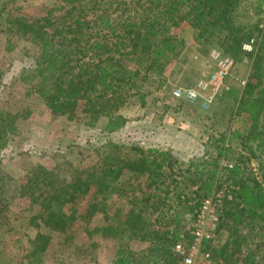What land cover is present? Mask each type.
<instances>
[{"label": "rangeland", "instance_id": "1", "mask_svg": "<svg viewBox=\"0 0 264 264\" xmlns=\"http://www.w3.org/2000/svg\"><path fill=\"white\" fill-rule=\"evenodd\" d=\"M103 1L104 8L116 15L127 0ZM58 4V0H17L9 8L16 17L31 22L44 17L49 10L62 14ZM234 20L250 28L256 26L253 50H227L234 60L225 81L229 89L217 94L208 108H204V98L200 96L188 99L174 92L196 88L210 51L225 49L224 38L212 36L206 40L189 23L180 21L179 27L171 29L184 43L171 44L163 51H170L171 56L158 58V63L163 62L162 68L154 69L153 57L145 58L148 67L141 72H146L148 79L142 80L141 75L137 79L147 92L145 104L130 99L118 107L112 119L103 116L94 123L80 112L74 117L53 114L38 93L27 95L31 81L30 77L24 79L23 74L31 71L32 57L28 53L33 52V47L24 39H14V48L7 49L6 37L0 35V108L19 112L16 129L8 133L0 153V264H167L165 246H171L173 251L175 245L170 244L169 238L185 243L192 238L189 229L193 213L184 208L185 202L175 201V196L182 193L183 197L193 198L191 203L199 202L194 194L195 181L209 186L201 191V201L216 190L232 188V192L238 190L243 194L242 205L250 207L251 212L258 211V197L264 195V167L258 161V137L254 130L258 132L264 114L258 116L256 105L252 109L246 87L253 59L264 38V0L243 1ZM128 64L137 67L134 60ZM139 66L141 69L142 65ZM162 79L165 83L159 87ZM261 85L264 87V81ZM108 142L122 147V154L128 156H138L141 149L147 155L165 159V175L161 178L165 192L158 191L155 183L149 187L144 176L134 178V174L126 172L119 181L122 191L116 190L107 200L106 213L87 216L84 201L77 209L76 204L72 211H76L77 218L65 233L54 232L32 220L38 205L29 207L31 198L23 196L33 190L24 188L31 183L28 178L33 172H51L34 182L35 198L40 199L39 195L60 182L79 173L86 175L87 169L103 162L109 151L102 145ZM229 172L232 178L227 176ZM129 176L133 185L122 189ZM241 178L244 187L235 184ZM159 193L165 198L164 204L156 203ZM142 194L150 196L148 206ZM169 196L172 199H167ZM158 206L163 208L165 218L160 217ZM133 210L141 211L147 221L145 240L131 232L123 231L119 236L110 230L118 219L123 221L126 213ZM260 214L264 216L263 211ZM263 216H247L242 223L233 220L222 229L217 243L205 244L206 249L212 255L216 245L230 236H239L246 245L238 257L250 253L255 264H263L264 236L258 235V229L264 235ZM39 234L48 235L51 240L46 249L31 255ZM156 246L162 250L154 249Z\"/></svg>", "mask_w": 264, "mask_h": 264}, {"label": "trees", "instance_id": "2", "mask_svg": "<svg viewBox=\"0 0 264 264\" xmlns=\"http://www.w3.org/2000/svg\"><path fill=\"white\" fill-rule=\"evenodd\" d=\"M16 1L0 0V35L6 37L7 49L14 48L11 44L14 39H24L33 47V52L28 53L32 57L31 71L23 74L24 79L30 77L31 81L26 94L38 93L53 114L74 117L80 112L93 123L103 116L112 119L118 107L130 99H137L141 105L145 104L147 92L137 80L140 75L142 80L148 79V74L141 72L148 67L145 66V58L153 57V68H162L163 62L158 63V58L169 59L171 56L170 51L169 54L163 51L171 44L177 46L178 43H184L171 29L179 27L180 21L189 23L199 31L198 36L206 40L212 36L223 37L225 49L222 52L225 54L228 53L227 50L241 52L242 46L253 38L257 30L256 26L250 28L237 24L234 20V13L245 0H127L124 2V9L116 15L104 8L101 0H58V11H62V14H54L49 10L44 17L31 22L12 13L9 6ZM108 1L113 3V0ZM160 47L164 48L162 52ZM153 48L158 49L151 51ZM131 60L135 61L136 68L128 64ZM139 65H142V70ZM249 79L246 93L251 98L252 109L256 105L260 116L264 114V87L261 85L264 81V38L253 59ZM164 83V79L159 81V87ZM257 88L258 94L254 97ZM18 113L0 108V153L3 141L8 139V133L16 129L15 118ZM254 133L258 137V161L264 167V117L258 125V132L254 130ZM102 146L109 151L103 162L87 169L86 175L79 173L72 179L60 182L49 192L39 195L40 199L35 198L34 182L41 180V176L47 177L51 172L47 169L33 172L28 178L31 183L24 186L33 190L23 196L31 198L29 207L38 205V212L33 215L32 220L39 221L54 232L65 233L72 228V223L77 218L76 211H72L76 204L77 209L84 201L87 216L97 212L106 213L107 200L116 190L122 191L119 181L126 172L134 174V178L144 176L149 187L155 183L158 191L165 192L162 188L164 182L161 181L167 165L165 159L147 155L141 149H138L141 152L138 156H128L122 154V147L113 142ZM230 172L227 176L232 178ZM128 179L122 189L128 190L133 185L132 176ZM242 179L235 184L244 187ZM201 183L202 181L200 184L198 181L193 182L194 185L197 184L194 194L200 198L199 202L191 203L190 199L193 198L183 197L182 193L175 196V201L180 204L185 202L183 206L190 213L199 208L202 202L201 191L209 187L206 183ZM142 196L148 206L150 196ZM263 196L258 197V211L251 212L253 210L250 207L241 203L243 194L238 190L232 192V198L225 199L220 212L215 243L219 241L222 229L229 227L233 220L242 223L247 216L258 214L262 217ZM167 199L172 198L169 196ZM164 201L165 198L159 193L156 203L160 205ZM162 209L159 206L157 208L160 217L165 218ZM158 223L161 220L157 219ZM146 224L143 213L133 210L126 213L123 221L118 219L116 224L110 226V230L119 236L120 232H131L145 240ZM191 232L190 224L189 237ZM258 235L264 236L260 229ZM50 240L48 235L39 234L31 255L46 249ZM169 240L171 245L180 241L177 239L176 242L172 238ZM244 241L239 236H230L225 242L216 245L217 249L212 253L215 264H255L250 253L242 256L243 258L238 257L245 251ZM170 247L165 246V261L167 264H178L180 257ZM154 249L162 250L157 246Z\"/></svg>", "mask_w": 264, "mask_h": 264}, {"label": "built area", "instance_id": "3", "mask_svg": "<svg viewBox=\"0 0 264 264\" xmlns=\"http://www.w3.org/2000/svg\"><path fill=\"white\" fill-rule=\"evenodd\" d=\"M255 39L251 38L242 48L246 53L253 50ZM206 67L201 70L196 88L188 90H176L178 97L204 98L203 106L208 108L211 100L223 89H229L225 84L229 77L234 60L221 50L213 49L209 53ZM235 189V188H234ZM232 198V188H221L207 196L192 217V232L190 242L179 241L173 246V252L180 257L182 264H215L210 251L205 244L214 243L217 236V228L220 222V212L225 199Z\"/></svg>", "mask_w": 264, "mask_h": 264}]
</instances>
